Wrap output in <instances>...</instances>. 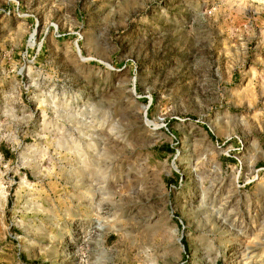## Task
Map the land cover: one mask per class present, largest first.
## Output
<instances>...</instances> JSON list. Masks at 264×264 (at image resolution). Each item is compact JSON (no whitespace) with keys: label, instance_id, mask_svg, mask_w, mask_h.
I'll use <instances>...</instances> for the list:
<instances>
[{"label":"rangeland","instance_id":"obj_1","mask_svg":"<svg viewBox=\"0 0 264 264\" xmlns=\"http://www.w3.org/2000/svg\"><path fill=\"white\" fill-rule=\"evenodd\" d=\"M0 264H264V0H0Z\"/></svg>","mask_w":264,"mask_h":264}]
</instances>
